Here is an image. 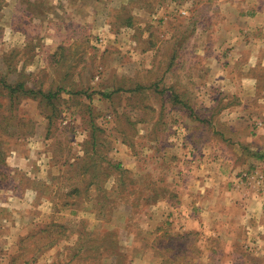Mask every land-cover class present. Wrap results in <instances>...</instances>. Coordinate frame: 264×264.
I'll list each match as a JSON object with an SVG mask.
<instances>
[{
	"label": "rangeland",
	"instance_id": "obj_1",
	"mask_svg": "<svg viewBox=\"0 0 264 264\" xmlns=\"http://www.w3.org/2000/svg\"><path fill=\"white\" fill-rule=\"evenodd\" d=\"M231 1L0 0V79L58 92L0 85V264H264V33ZM220 20L243 41L204 54Z\"/></svg>",
	"mask_w": 264,
	"mask_h": 264
},
{
	"label": "crops",
	"instance_id": "obj_2",
	"mask_svg": "<svg viewBox=\"0 0 264 264\" xmlns=\"http://www.w3.org/2000/svg\"><path fill=\"white\" fill-rule=\"evenodd\" d=\"M234 1V2H233ZM230 3V8L232 9L231 14L235 13L236 15H247L249 14L250 16H252V18L250 19L252 21V28L249 29L250 32H254L255 36L252 35L250 38V40L247 41V43H245L244 45L247 46V49L250 47H253L255 49H259L260 45H262L261 41L262 39H260L258 37V34L260 32L264 33V0H241L242 2H240V0H233ZM245 13V14H244ZM224 17V15H223ZM222 17V18H223ZM231 17V16H230ZM247 21V20H245ZM209 27H213L214 29H216V32L221 30L220 32H223L225 34V40L223 41H218V40H209L207 41L206 45H204V49H202L204 54L210 53L212 52L211 50L216 52H219L220 48H224L226 45L227 47H233V45H235V43H233V45H230V40L235 41L238 40V42H242L243 38L239 37L236 38L235 40L232 38L233 36H229L231 35V32H233L234 30L231 29L232 25L230 24V21H218V22H213V24L208 25ZM242 27H239L238 30H241ZM226 30H230L229 34L227 35V31ZM232 30V31H231ZM230 39V40H229ZM242 39V40H241ZM264 40V39H263ZM216 57L215 59V63H218L219 61V57H217L218 55H215ZM207 55H205V60ZM237 55H235V57H233V53L230 55V57L227 58V60L232 61L233 59L236 60L237 59ZM209 72V71H208ZM216 76H218V74H216ZM218 176H220L218 178V181H220V188L222 186L223 183V176L222 173H218ZM226 181V178H225ZM219 196L220 199H218L219 203L222 204H231L234 205V203H236V201L241 202V200L243 199V195H236L233 194V191H231L230 193H217L216 197ZM256 202H254V200ZM260 199H256V196L253 195L252 199H249L251 206H254L253 204H258L260 202L257 203V201H259ZM261 201V200H260Z\"/></svg>",
	"mask_w": 264,
	"mask_h": 264
},
{
	"label": "trees",
	"instance_id": "obj_3",
	"mask_svg": "<svg viewBox=\"0 0 264 264\" xmlns=\"http://www.w3.org/2000/svg\"><path fill=\"white\" fill-rule=\"evenodd\" d=\"M131 21L132 18H134L133 16L132 17H129ZM129 21V20H127ZM0 85L3 86V89L7 90V95H9L10 97V101H13V100H18L19 98L17 96H32L34 98H39V100H43V99H46V100H49V101H52L53 98H55L57 96V93L58 92H55V93H52L50 91L48 92H43L41 89H38V90H33V89H30V88H25V85L23 82H19L17 83L15 86H12V85H9L5 82V78H1L0 79ZM138 90V89H137ZM62 226V225H60ZM56 240H53L52 242H48V243H45V244H42V246H44L45 248H48L50 245H52ZM174 240L171 239L169 240L168 244L169 243H173L174 244ZM174 250V248H172ZM168 250V249H166ZM179 253V252H178ZM36 255H34L32 257V259L35 258Z\"/></svg>",
	"mask_w": 264,
	"mask_h": 264
}]
</instances>
